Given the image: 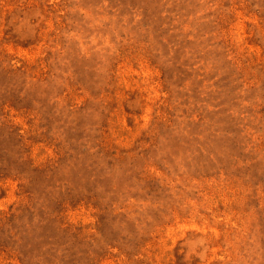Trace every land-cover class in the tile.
Here are the masks:
<instances>
[{"label": "rangeland", "instance_id": "374dc122", "mask_svg": "<svg viewBox=\"0 0 264 264\" xmlns=\"http://www.w3.org/2000/svg\"><path fill=\"white\" fill-rule=\"evenodd\" d=\"M0 264H264V0H0Z\"/></svg>", "mask_w": 264, "mask_h": 264}]
</instances>
